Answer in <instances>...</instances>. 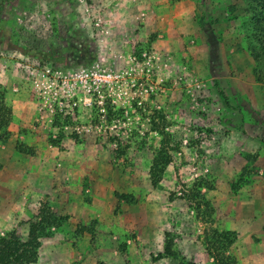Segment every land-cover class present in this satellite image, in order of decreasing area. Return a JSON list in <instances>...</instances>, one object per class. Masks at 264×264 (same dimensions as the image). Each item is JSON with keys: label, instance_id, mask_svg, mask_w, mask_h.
Here are the masks:
<instances>
[{"label": "rangeland", "instance_id": "1", "mask_svg": "<svg viewBox=\"0 0 264 264\" xmlns=\"http://www.w3.org/2000/svg\"><path fill=\"white\" fill-rule=\"evenodd\" d=\"M1 6L0 91L4 103L10 91L5 105L18 122L0 144V236L24 240L44 209L61 225L39 240L35 264H211L205 234L230 232L237 219L226 251L234 264H264L255 249L261 240L264 249V217L243 218L237 206L231 220L209 204L213 192L264 183V61L250 58L257 26L244 0ZM96 65L112 80L84 96L73 117L41 109L29 72ZM159 150L169 163L152 187ZM165 232L180 259L159 256Z\"/></svg>", "mask_w": 264, "mask_h": 264}, {"label": "trees", "instance_id": "2", "mask_svg": "<svg viewBox=\"0 0 264 264\" xmlns=\"http://www.w3.org/2000/svg\"><path fill=\"white\" fill-rule=\"evenodd\" d=\"M7 0H0L5 4ZM246 3L247 13L250 20L257 27L249 34V54L254 63L258 60L264 61V0H244ZM0 4V10L2 8ZM255 81L261 82V78L255 75ZM4 92L0 91V144L6 142L10 133L8 126L11 121V111L4 103ZM15 149L19 153L29 150L22 145H16ZM169 163L168 155L159 150L153 158L149 168V181L152 187L157 185L161 176ZM117 200L126 204H131L133 200L128 195H115ZM61 225V219L54 216L48 211L41 209L38 211L35 221H33L28 229L24 240L18 238L14 232H8L4 236H0V264H35L37 261V250L39 248V240L50 234L51 229H58ZM163 250L159 255L165 259H180V253L175 249L174 237L171 233L163 234ZM205 251L209 258L212 259L211 264H234V258L226 251L233 241V233L217 232L215 230L205 234ZM222 249L224 254L218 253Z\"/></svg>", "mask_w": 264, "mask_h": 264}, {"label": "built area", "instance_id": "3", "mask_svg": "<svg viewBox=\"0 0 264 264\" xmlns=\"http://www.w3.org/2000/svg\"><path fill=\"white\" fill-rule=\"evenodd\" d=\"M28 74L42 110L47 109L48 113L53 114L55 110L63 112L67 108L72 117L73 110L79 109L84 96L90 98L93 93L99 94L105 84L112 80L111 71L98 65L75 71L32 70Z\"/></svg>", "mask_w": 264, "mask_h": 264}, {"label": "crops", "instance_id": "4", "mask_svg": "<svg viewBox=\"0 0 264 264\" xmlns=\"http://www.w3.org/2000/svg\"><path fill=\"white\" fill-rule=\"evenodd\" d=\"M6 98H5V103L9 105L11 104L10 101L11 100V95H10V91L6 92ZM11 106V105H10ZM12 109V108H11ZM11 120L10 124L8 126V131L12 132V127L13 125H15L18 120L15 118L14 116V110H11ZM19 117V116H18ZM26 117V116H25ZM23 120V124L26 123V120L24 119V117L22 118ZM33 138V137H32ZM19 139L25 143L27 146H33V141L31 138H27L24 136H19ZM249 138L244 136L242 140H244V142H248ZM250 140V139H249ZM242 143L243 144V148H247V144L246 143ZM261 147L263 148L262 152H261V159H264V144L262 145L260 143ZM29 148V147H28ZM243 150V149H241ZM264 188V183H248L247 186L244 187H239L238 191L234 194H224L222 195H218L219 197H216V192H213L212 195L209 198V204L210 207L214 210V212L216 213V211L219 209L221 210V215L224 216H228L231 220L232 218L235 216V210L237 208V206H239L241 208V216L244 218L245 214L247 215H254L256 218L258 217H264V208H260L259 206V202L262 200L264 201V194H263V189ZM238 222V220L236 219L234 222L235 223ZM230 223V222H229ZM227 225V228L225 227L226 231H234V228L232 227L231 224ZM262 242V240H261ZM261 242H259L260 244L255 245V249H259L261 252H264V249L261 248ZM250 249H254V248H250ZM250 262L249 264H253V259H249Z\"/></svg>", "mask_w": 264, "mask_h": 264}]
</instances>
